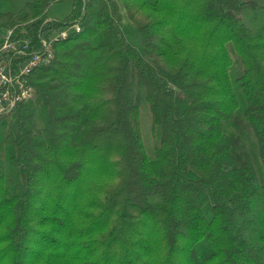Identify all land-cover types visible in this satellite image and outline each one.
Returning a JSON list of instances; mask_svg holds the SVG:
<instances>
[{"label": "trees", "instance_id": "obj_1", "mask_svg": "<svg viewBox=\"0 0 264 264\" xmlns=\"http://www.w3.org/2000/svg\"><path fill=\"white\" fill-rule=\"evenodd\" d=\"M59 1L0 12V32L34 43L77 26L27 76L32 97L0 116V262L26 264L33 236L55 240L63 212L36 206L42 188L66 196L95 164L112 170L96 264H150L148 223L155 264H264V6L120 0L125 32L116 0H72L62 21L47 16Z\"/></svg>", "mask_w": 264, "mask_h": 264}, {"label": "rangeland", "instance_id": "obj_2", "mask_svg": "<svg viewBox=\"0 0 264 264\" xmlns=\"http://www.w3.org/2000/svg\"><path fill=\"white\" fill-rule=\"evenodd\" d=\"M122 15L121 27L125 32H131L135 28L134 24L127 18V13L123 9L120 0H116ZM264 6V0H254ZM27 0H0V12L19 13ZM72 9V0H61L55 2L47 9V16L56 20H64ZM139 130L143 144L147 152L153 148L151 137L150 114L146 106L140 107ZM97 165L87 166L81 182L69 188L66 196L56 197V191L51 185L44 186L42 194L38 197L36 206L43 208L44 214L51 215L54 212H63V226L54 232V241L50 242L42 236H33L31 239V249L28 254L26 264H96L102 256V248L98 245L100 233L103 230L91 227L93 218L98 214V204L103 200V191L109 183L112 170L106 173L97 172ZM112 169V168H111ZM103 171V170H102ZM114 172V171H113ZM44 231H50L48 227ZM51 232V231H50ZM141 235L143 243L149 253L150 264H155V260L160 255L161 245L158 239L157 228L148 223L143 226ZM38 238V239H37ZM0 264H8V259H4ZM102 264V259L98 261ZM112 264V262H111Z\"/></svg>", "mask_w": 264, "mask_h": 264}, {"label": "built area", "instance_id": "obj_3", "mask_svg": "<svg viewBox=\"0 0 264 264\" xmlns=\"http://www.w3.org/2000/svg\"><path fill=\"white\" fill-rule=\"evenodd\" d=\"M74 29H77L75 24L68 25L37 43L18 36L15 28L0 32V116L32 97L34 91L27 76L33 69L48 64L53 58L54 45Z\"/></svg>", "mask_w": 264, "mask_h": 264}]
</instances>
